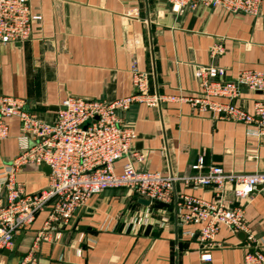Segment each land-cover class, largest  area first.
<instances>
[{"label": "crops", "instance_id": "0c3cea01", "mask_svg": "<svg viewBox=\"0 0 264 264\" xmlns=\"http://www.w3.org/2000/svg\"><path fill=\"white\" fill-rule=\"evenodd\" d=\"M35 21L29 40L0 43V95L26 100L45 121H53L69 95L114 101L134 92L131 68L146 72L149 88L179 99L159 106L134 104L123 113L134 129V148L143 160L139 172L189 176L211 166L226 171L264 170V138L235 122L201 111L180 98L201 93L199 66L223 68L232 80L241 70L264 72V4L257 15H235L221 7L185 8L174 12L167 0H30ZM223 46L212 57L211 49ZM264 92L241 90L235 104L249 112ZM9 137L0 142V171L21 152L20 124L9 121ZM201 159L203 167L196 165ZM129 161L115 163L122 173ZM30 193L48 185L42 168L27 166L17 174ZM176 192L216 200L212 187L192 188L183 182ZM227 206L242 207L248 231L264 241V187L245 197L232 188ZM126 188L93 195L65 225L59 236L36 249L38 264H245L246 233L222 226L211 244L198 239L199 224L179 223L177 201L142 205ZM148 209L147 223L133 217ZM48 211L23 230L17 246L0 255V264H18L28 254ZM209 253L210 261L201 255Z\"/></svg>", "mask_w": 264, "mask_h": 264}, {"label": "built area", "instance_id": "2783aa9c", "mask_svg": "<svg viewBox=\"0 0 264 264\" xmlns=\"http://www.w3.org/2000/svg\"><path fill=\"white\" fill-rule=\"evenodd\" d=\"M167 1L174 12L203 6L221 7L235 15H257L264 4V0ZM37 18L30 0H0V43L29 40ZM223 51V46L216 44L210 55L216 57ZM131 75L134 88L131 95L114 101L69 95L53 121L43 120L22 98L0 95V142L9 137V121L13 118L19 121L22 139L19 155L0 171V253L12 250L19 234L34 224L41 212L48 211L31 249L18 263L38 264L35 252L39 244L59 236L75 212L93 195L126 188L149 200L150 204L177 201L179 223L201 225L198 239L203 243L211 244L222 226L234 232H245L248 249L245 264H264V241L248 231L244 209L227 206L222 197L227 188H232L236 197H245L258 186L264 187V170L242 173L215 165L206 172L189 176L137 171L133 161L143 160V155L134 148L137 134L125 124L123 113L134 104L159 106L179 98L151 92L148 74L136 64L131 68ZM196 75L201 93L180 99L201 111L242 122L253 135L264 138V98L254 102L252 112L235 104L243 88L264 92L263 71L241 70L234 79L227 80L223 68L206 65L199 66ZM123 157H128L129 161L123 172L117 173L115 163ZM42 164L51 169L48 185L30 193L25 184L17 180V174L27 166L41 168ZM202 167L200 159L196 168ZM179 182L196 189L212 187L216 200L176 192ZM148 208L133 217L134 225L148 222L151 214ZM201 259L210 261L211 255L203 253Z\"/></svg>", "mask_w": 264, "mask_h": 264}, {"label": "water", "instance_id": "95a60500", "mask_svg": "<svg viewBox=\"0 0 264 264\" xmlns=\"http://www.w3.org/2000/svg\"><path fill=\"white\" fill-rule=\"evenodd\" d=\"M57 110L59 109V107L58 108H56ZM41 168H42V170L44 171V172H46L47 174H49L50 172H51V169H50V167L47 165V164H42L41 165ZM257 188H261V186H258ZM139 202L142 204V205H146V206H149L150 205V201L149 200H147V199H143V198H141L140 200H139ZM21 237L22 236H20L16 241H15V246H17L18 244H19V242H20V240H21ZM9 254L10 253V251L9 250H4V251H2V253H0V255L1 254Z\"/></svg>", "mask_w": 264, "mask_h": 264}]
</instances>
